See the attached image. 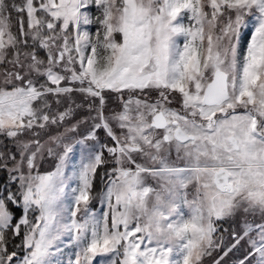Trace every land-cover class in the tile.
I'll return each mask as SVG.
<instances>
[{
    "label": "snow or ice",
    "instance_id": "1",
    "mask_svg": "<svg viewBox=\"0 0 264 264\" xmlns=\"http://www.w3.org/2000/svg\"><path fill=\"white\" fill-rule=\"evenodd\" d=\"M65 249L264 264V0H0V264Z\"/></svg>",
    "mask_w": 264,
    "mask_h": 264
},
{
    "label": "rangeland",
    "instance_id": "2",
    "mask_svg": "<svg viewBox=\"0 0 264 264\" xmlns=\"http://www.w3.org/2000/svg\"><path fill=\"white\" fill-rule=\"evenodd\" d=\"M93 27H95V26H93ZM246 39H247V36H245L244 40H246ZM244 40L241 41V45H242V47H243V44H244ZM45 168H47V166H45ZM43 170H44V169H42V171H43ZM101 187H102V185H101L99 188H97L96 191H99V189H100ZM92 207H94V208L98 207V205H97V203H96L95 201L93 202ZM17 243H19V241H17ZM235 255H236V256H239L240 253H236ZM57 259L60 260V261L62 262V264H69L70 260H71V259H74V257H73V255H72V252H71L70 249H65L64 255H63V256H59V257H57Z\"/></svg>",
    "mask_w": 264,
    "mask_h": 264
},
{
    "label": "trees",
    "instance_id": "3",
    "mask_svg": "<svg viewBox=\"0 0 264 264\" xmlns=\"http://www.w3.org/2000/svg\"><path fill=\"white\" fill-rule=\"evenodd\" d=\"M101 186V183L99 181V178L97 179V183H96V189L99 188ZM17 242V241H16ZM10 248H11V245H10Z\"/></svg>",
    "mask_w": 264,
    "mask_h": 264
}]
</instances>
